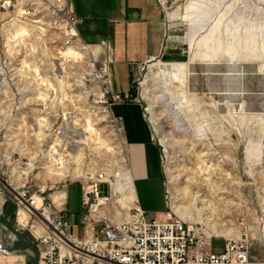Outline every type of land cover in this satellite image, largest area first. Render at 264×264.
Masks as SVG:
<instances>
[{"label": "rangeland", "instance_id": "374dc122", "mask_svg": "<svg viewBox=\"0 0 264 264\" xmlns=\"http://www.w3.org/2000/svg\"><path fill=\"white\" fill-rule=\"evenodd\" d=\"M160 1L170 33L167 54L134 70L131 83L161 150L169 203L162 220L203 225L215 250L248 232L253 257L262 259L264 0ZM69 49L81 59L65 56ZM79 49L65 45L51 25L45 0H21L0 23V187L19 185L14 160H41V167L27 170L32 192L43 185L51 200L67 193L77 237L85 177L120 167L125 158L94 102L97 85L84 79L91 56ZM231 66L239 84L223 79ZM112 81L117 92L130 88L122 69ZM91 92L96 95L89 98ZM247 114L253 118L244 119ZM37 122L40 131L31 132ZM5 206L0 240L8 231L21 233L15 205Z\"/></svg>", "mask_w": 264, "mask_h": 264}, {"label": "built area", "instance_id": "2783aa9c", "mask_svg": "<svg viewBox=\"0 0 264 264\" xmlns=\"http://www.w3.org/2000/svg\"><path fill=\"white\" fill-rule=\"evenodd\" d=\"M20 2L0 0V23L5 14L18 8ZM45 2L51 25L61 31L65 45L80 48L91 56L84 79L87 82L93 80L97 85L99 94L94 102L102 121L124 147L125 158L120 161L122 166L90 175L82 182L84 213L81 239L71 233L65 208L67 193L51 200L43 185H38L32 192L27 170L41 167V160L23 158L13 161L21 170L18 173L20 179L16 182L19 185L6 183L8 191L0 187V208L8 202L15 205L16 232H29L38 264H264V258L253 257V242L248 232L227 238L221 249L215 250L213 237L203 225L181 219L148 220L137 202H121L129 189L130 178L123 137L124 123L113 115L112 107L116 103L141 104L139 93H115L110 45L105 44V52H100L97 47L84 44L77 31L78 19L68 0ZM100 55H103L102 59ZM94 95L91 92L89 98ZM34 124L29 130L39 132L37 125L42 127V124ZM262 237L264 239V234Z\"/></svg>", "mask_w": 264, "mask_h": 264}, {"label": "crops", "instance_id": "0c3cea01", "mask_svg": "<svg viewBox=\"0 0 264 264\" xmlns=\"http://www.w3.org/2000/svg\"><path fill=\"white\" fill-rule=\"evenodd\" d=\"M68 2L78 19L77 31L84 44L97 47L100 52H105V44H109L112 53V75L116 69L128 72L129 90L117 92L114 83L115 93L132 92V72L139 66L166 56L170 33L165 8L160 0ZM112 113L124 123L129 189L132 190L134 201L147 216L166 219L169 203L162 173L161 150L144 117L143 106L134 102L116 103L112 107ZM243 118L253 117L247 114L243 115ZM83 213L84 209L77 224L81 228V237L75 236L79 239L83 238ZM67 217L70 221L68 214ZM71 233H74L72 223ZM0 264H38L34 241L27 232L15 235L8 231L3 235L0 240Z\"/></svg>", "mask_w": 264, "mask_h": 264}, {"label": "bare ground", "instance_id": "6f19581e", "mask_svg": "<svg viewBox=\"0 0 264 264\" xmlns=\"http://www.w3.org/2000/svg\"><path fill=\"white\" fill-rule=\"evenodd\" d=\"M26 33V32H25ZM65 56H69L70 58H77V59H81V55L79 54V53H77V52H75L73 49H69L67 52H66V54H65ZM230 77H228V78H225V80L226 79H229ZM237 84H239V81H237ZM69 121V120H68ZM34 127V126H33ZM77 135H78V137L79 138H83V136H82V134L81 135H79L77 132H75ZM77 156V155H76ZM78 157V156H77ZM129 183H130V181H129ZM131 187V186H130ZM212 189V188H211ZM125 200L126 201H129V202H132V201H134L135 199H134V195L132 194V190H130V189H128L127 191H126V193L124 194V197H123V199H121V202L122 203H125ZM187 209L186 208H181V207H174V211L176 212V213H182V212H187L186 211Z\"/></svg>", "mask_w": 264, "mask_h": 264}, {"label": "water", "instance_id": "95a60500", "mask_svg": "<svg viewBox=\"0 0 264 264\" xmlns=\"http://www.w3.org/2000/svg\"><path fill=\"white\" fill-rule=\"evenodd\" d=\"M234 68H235V66H231V69H232L231 74L229 73V75H226L223 79H225L226 77L227 78L230 77V78H232L234 80L239 81L237 77H235L234 75H232L233 73H235V69Z\"/></svg>", "mask_w": 264, "mask_h": 264}, {"label": "trees", "instance_id": "16d2710c", "mask_svg": "<svg viewBox=\"0 0 264 264\" xmlns=\"http://www.w3.org/2000/svg\"><path fill=\"white\" fill-rule=\"evenodd\" d=\"M131 91H132V92L134 91V90H133V87L131 88ZM9 206H12L13 208H15L14 205H13L12 203L8 202V203L6 204V206H5V209L8 208Z\"/></svg>", "mask_w": 264, "mask_h": 264}]
</instances>
